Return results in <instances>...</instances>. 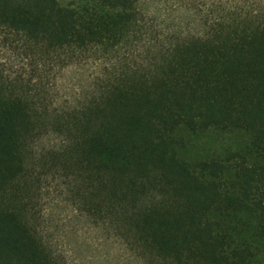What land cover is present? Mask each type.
<instances>
[{"label": "trees", "instance_id": "16d2710c", "mask_svg": "<svg viewBox=\"0 0 264 264\" xmlns=\"http://www.w3.org/2000/svg\"><path fill=\"white\" fill-rule=\"evenodd\" d=\"M0 46V264H68L57 192L133 264H264V0H0Z\"/></svg>", "mask_w": 264, "mask_h": 264}, {"label": "rangeland", "instance_id": "374dc122", "mask_svg": "<svg viewBox=\"0 0 264 264\" xmlns=\"http://www.w3.org/2000/svg\"><path fill=\"white\" fill-rule=\"evenodd\" d=\"M59 1L67 4L82 3L84 0ZM168 15L167 21L162 17L159 19L165 32L168 27L173 28L187 18L186 13L177 8L170 10ZM0 60L8 65L17 62L13 54L2 46ZM100 70L101 66L96 63L66 69L58 80V104H74L81 99L90 90L91 80ZM57 141L55 136H49L41 145L50 147ZM51 198L44 215L45 234L52 248L55 242L56 247L65 254L68 264H133L122 243L76 211L65 200V194L53 193Z\"/></svg>", "mask_w": 264, "mask_h": 264}]
</instances>
